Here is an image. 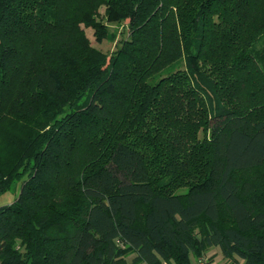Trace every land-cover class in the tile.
I'll return each mask as SVG.
<instances>
[{"label":"trees","instance_id":"1","mask_svg":"<svg viewBox=\"0 0 264 264\" xmlns=\"http://www.w3.org/2000/svg\"><path fill=\"white\" fill-rule=\"evenodd\" d=\"M16 179L0 264H264V0H0Z\"/></svg>","mask_w":264,"mask_h":264},{"label":"rangeland","instance_id":"2","mask_svg":"<svg viewBox=\"0 0 264 264\" xmlns=\"http://www.w3.org/2000/svg\"><path fill=\"white\" fill-rule=\"evenodd\" d=\"M100 12L103 13L104 7H100ZM109 35L108 37H104L100 40H97L93 34V29L90 27H86L85 31L90 40V43L95 46L96 48L106 52L107 54L114 53L118 46L120 45L122 39L127 36L128 33V26L127 23H108ZM84 99V98H83ZM82 99V100H83ZM21 180L16 179L10 185V187L0 194V205L7 204L13 201L20 191ZM206 256H212L213 259L210 264H244L243 259L239 258L238 262L232 261L230 258L223 256L220 248L218 246H214L208 250ZM131 256H128L130 259ZM196 261H194L195 264ZM144 264V263H141Z\"/></svg>","mask_w":264,"mask_h":264},{"label":"built area","instance_id":"3","mask_svg":"<svg viewBox=\"0 0 264 264\" xmlns=\"http://www.w3.org/2000/svg\"><path fill=\"white\" fill-rule=\"evenodd\" d=\"M207 261L208 260L206 256H201L196 260L195 264H210Z\"/></svg>","mask_w":264,"mask_h":264}]
</instances>
